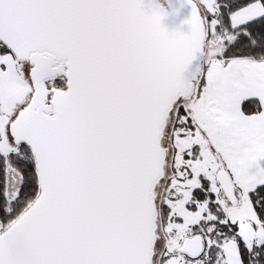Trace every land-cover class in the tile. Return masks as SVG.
<instances>
[{
	"label": "snow or ice",
	"instance_id": "obj_1",
	"mask_svg": "<svg viewBox=\"0 0 264 264\" xmlns=\"http://www.w3.org/2000/svg\"><path fill=\"white\" fill-rule=\"evenodd\" d=\"M188 3L178 69L142 0H0V264H264V0Z\"/></svg>",
	"mask_w": 264,
	"mask_h": 264
},
{
	"label": "water",
	"instance_id": "obj_2",
	"mask_svg": "<svg viewBox=\"0 0 264 264\" xmlns=\"http://www.w3.org/2000/svg\"><path fill=\"white\" fill-rule=\"evenodd\" d=\"M144 10L151 11L153 7H159L165 13L162 23L171 30L178 27L182 32L187 33L190 26L186 21L191 16L192 6L188 0H142ZM202 57L198 54L185 70L184 75L190 76L201 66Z\"/></svg>",
	"mask_w": 264,
	"mask_h": 264
},
{
	"label": "clouds",
	"instance_id": "obj_3",
	"mask_svg": "<svg viewBox=\"0 0 264 264\" xmlns=\"http://www.w3.org/2000/svg\"><path fill=\"white\" fill-rule=\"evenodd\" d=\"M163 43L170 60L178 69L186 67L185 61L191 48V39L187 33L182 32L178 27L169 30L163 38Z\"/></svg>",
	"mask_w": 264,
	"mask_h": 264
},
{
	"label": "crops",
	"instance_id": "obj_4",
	"mask_svg": "<svg viewBox=\"0 0 264 264\" xmlns=\"http://www.w3.org/2000/svg\"><path fill=\"white\" fill-rule=\"evenodd\" d=\"M261 163L264 164V161H262Z\"/></svg>",
	"mask_w": 264,
	"mask_h": 264
},
{
	"label": "rangeland",
	"instance_id": "obj_5",
	"mask_svg": "<svg viewBox=\"0 0 264 264\" xmlns=\"http://www.w3.org/2000/svg\"><path fill=\"white\" fill-rule=\"evenodd\" d=\"M202 64H203V61H202Z\"/></svg>",
	"mask_w": 264,
	"mask_h": 264
}]
</instances>
